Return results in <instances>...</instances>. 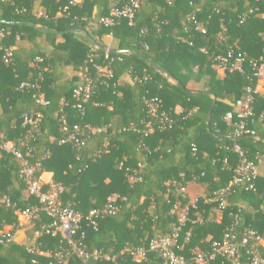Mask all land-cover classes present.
<instances>
[{
    "label": "trees",
    "instance_id": "obj_1",
    "mask_svg": "<svg viewBox=\"0 0 264 264\" xmlns=\"http://www.w3.org/2000/svg\"><path fill=\"white\" fill-rule=\"evenodd\" d=\"M71 1L0 0V200L6 197L15 206L0 203V264H59L56 254L70 251L61 233L52 234L45 212L19 221L24 210L40 205L19 177V160L1 150L3 142L20 145L30 164L39 162L36 178L50 173L63 187L62 202L82 217L76 246L114 257L90 258L87 264H164L149 242L171 233L180 210L175 204L183 207L191 197L165 183L180 181L183 174L189 188L212 194L233 178L236 126L224 117L255 81L247 67L243 74L219 76L214 58L232 51L264 59V0H141L132 24L116 18L112 26L99 21L127 0H82L74 6ZM65 6L68 12L62 13ZM7 49L10 64L3 61ZM36 57L42 62L34 65ZM93 64L109 65L111 76ZM85 68L92 93L81 116L73 91ZM24 82L37 83L38 89H21ZM38 93L47 105L35 103ZM150 98L161 101L156 117L144 104ZM63 113L67 132L58 124ZM36 114V124H23L25 116ZM161 114L172 121L165 129ZM75 125L85 132L82 141L60 144ZM248 125L255 136L241 135L236 143L256 163V155L264 154V98L255 97ZM111 196L117 197L116 212H102L93 228L86 220L89 212L102 210ZM226 231L238 241L246 231L264 239V166H258L252 190L230 186L223 209L202 199L189 207L176 252L183 264H197L195 254L211 253ZM251 244L264 256L262 243ZM139 248L145 257L137 262L131 251ZM240 253L239 264H245V249ZM65 259L81 264L72 253ZM207 264L232 262L215 257Z\"/></svg>",
    "mask_w": 264,
    "mask_h": 264
},
{
    "label": "built area",
    "instance_id": "obj_2",
    "mask_svg": "<svg viewBox=\"0 0 264 264\" xmlns=\"http://www.w3.org/2000/svg\"><path fill=\"white\" fill-rule=\"evenodd\" d=\"M82 0H72L70 5L74 6L80 3ZM117 3L120 0H111ZM69 5V6H70ZM141 5V0H127L121 8H114L111 11V17L101 18L99 23L104 26H112L114 24V19L124 18L127 19L129 24H132V20L135 14L139 10ZM69 6L62 8V13L68 12ZM39 15H42L39 13ZM264 18V16H263ZM204 32V31H203ZM3 38V33L0 32V41ZM12 50H5V55L3 61L5 64L11 63ZM215 68L217 72L224 75L225 73L238 72L243 74L245 72V67H247L252 74L255 81L254 86H249L245 89V95L242 99L236 100L233 104L231 111L226 113L224 119L226 122L235 124V130L232 135L233 153L238 156V164L233 170V178L230 181L228 187L225 190L219 192H214L212 194H207L204 190L193 197H190L188 203L181 207L180 202H177L174 206V210L180 207L177 215V225H175L171 233L166 237H156L151 239L149 242V250L158 253L164 261V264H183L184 259L180 257L176 249L178 247V241L180 237L181 228L184 226L185 222L188 220L189 207H192L202 199L204 203L211 204L216 203L218 209H223L226 205V199L228 197L229 188L232 185L245 184L246 190H252L254 188V181L258 176V166H264V154L258 153L256 155V163L249 161L245 156L244 151L236 143V140L241 135L255 136V130L249 129V119L253 114L254 99L256 96L264 98V59L262 57L258 59H247L245 56L240 54L235 55L232 51L226 55H217L215 58ZM42 58L36 57L34 59V65L41 63ZM94 68L99 73H106L111 76V70L108 66H100L93 64ZM81 76V81L77 88L73 91V98L76 101L75 108L81 114L84 115V104H86L92 93V80L87 68L79 74ZM20 88H32L38 89L37 83L24 82L20 85ZM33 99L35 103L41 105H47L48 102L44 100L42 94H34ZM144 104L147 108L148 113L156 117L161 106V101L158 98L145 99ZM61 105H65L64 102ZM164 120L160 121V128L165 129L167 125H171L172 121L166 116L161 114ZM39 114L35 115V119L25 116L23 124H36L38 122ZM164 123V124H163ZM58 124L63 131H68V118L63 113L58 118ZM150 123L145 124L146 128H150ZM88 130L90 128L86 126ZM1 134V133H0ZM85 135L83 130L75 125L69 131L67 137L60 141V144L71 143L79 144L82 141V137ZM20 145H16L14 142H3L1 150L5 153L11 154L19 160V177L22 178L28 194L35 199H37L40 207L29 208L24 210L20 215L24 222L29 221L30 217L41 210L47 214L52 219V223L49 228L53 235L57 232L61 233V236L66 239L67 247L70 249L58 252L56 257L59 264H67L66 256L72 254L80 261L81 264H87L90 258L99 259L105 258L110 261H114V257L103 255L101 252L93 251L92 253H87L83 248H78L73 240L74 235L80 230V225L82 223L81 215L76 212L69 204H64L60 198L63 192V187L61 185L54 184L52 181V175L48 180H43V174L39 177L34 176V171L40 165L39 162L30 164L20 152ZM195 147H192V151L195 152ZM224 164H227V160H224ZM204 174L202 173L201 176ZM132 180L133 177H130ZM194 180V177H193ZM168 190H172L177 194L184 195L188 194L189 186L186 181H184V175H181L180 181H169L165 183ZM47 187V188H44ZM44 188V189H43ZM116 196H111L107 199L106 204L102 210H92L89 212L86 220L90 226L96 228L97 220L100 218L101 213L112 215L117 210ZM1 204L6 207H15L11 205L9 200L4 197L0 200ZM83 237V233H81ZM4 237H8L5 235ZM189 237V233L186 234V240ZM250 241L255 243H262V239L255 234L253 231H246L242 239L238 241L236 235L232 231H226L220 241L213 243L212 252L209 254H203L201 252L195 254V262L197 264H207L210 260L215 257H223L231 261L232 264H239L241 260L240 250L245 249V256L247 261L245 264H264V256L260 253L255 244L249 245ZM2 243V239H0ZM134 259L140 262L145 257V250L142 248L134 249L131 251Z\"/></svg>",
    "mask_w": 264,
    "mask_h": 264
},
{
    "label": "crops",
    "instance_id": "obj_3",
    "mask_svg": "<svg viewBox=\"0 0 264 264\" xmlns=\"http://www.w3.org/2000/svg\"><path fill=\"white\" fill-rule=\"evenodd\" d=\"M35 11H37L38 13H41V14L44 12L43 9L41 7H39L38 4L35 5ZM18 44L20 45L22 43L19 42ZM114 46H115V41L111 38L108 47L109 48H113ZM43 175L44 176H49V177L51 176L50 173H44ZM197 188L198 189H194V185H191L190 186V188H189V195L191 194V197L196 196L197 194H200L203 191V190H201V188H199V187H197ZM262 244L264 245V239L262 240Z\"/></svg>",
    "mask_w": 264,
    "mask_h": 264
},
{
    "label": "rangeland",
    "instance_id": "obj_4",
    "mask_svg": "<svg viewBox=\"0 0 264 264\" xmlns=\"http://www.w3.org/2000/svg\"><path fill=\"white\" fill-rule=\"evenodd\" d=\"M218 75H219V76H222V74L219 73V72H218ZM192 87L194 88L195 86H192ZM42 177H43V180H45V181L49 179V178H48L49 176H44V175H43ZM194 189H198V188L194 185ZM195 195H196V194H195ZM190 196H191V194H190ZM19 221H20V222H24V221L22 220L21 217L19 218Z\"/></svg>",
    "mask_w": 264,
    "mask_h": 264
}]
</instances>
